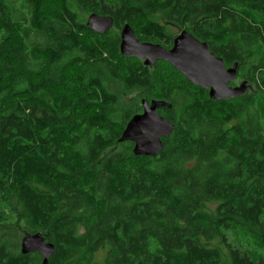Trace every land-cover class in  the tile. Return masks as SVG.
<instances>
[{
	"label": "trees",
	"instance_id": "trees-1",
	"mask_svg": "<svg viewBox=\"0 0 264 264\" xmlns=\"http://www.w3.org/2000/svg\"><path fill=\"white\" fill-rule=\"evenodd\" d=\"M125 23L166 48L184 28L259 93L213 101L164 61L169 78L130 63ZM143 99L171 105L154 157L118 142ZM38 232L48 264H264V0H0V264H41L20 252Z\"/></svg>",
	"mask_w": 264,
	"mask_h": 264
},
{
	"label": "water",
	"instance_id": "water-1",
	"mask_svg": "<svg viewBox=\"0 0 264 264\" xmlns=\"http://www.w3.org/2000/svg\"><path fill=\"white\" fill-rule=\"evenodd\" d=\"M88 30L103 35L113 27L110 16L90 13L86 19ZM119 53L125 58L134 57L148 68L157 61H164L180 72L192 85L206 90L213 101L234 99L244 95L250 87L247 80L232 85L238 74V63L226 67L223 59L208 48V44L199 40L187 30H181L173 39L171 48L158 43L141 41L128 23L119 33ZM142 111L131 117L122 131L118 142H131L132 152L136 156L154 157L163 150V138H168L174 124L158 113L159 108H170L165 100L152 99L141 101ZM22 254L38 253L41 264H48L55 252L51 242H47L41 233H25L20 242Z\"/></svg>",
	"mask_w": 264,
	"mask_h": 264
},
{
	"label": "rangeland",
	"instance_id": "rangeland-1",
	"mask_svg": "<svg viewBox=\"0 0 264 264\" xmlns=\"http://www.w3.org/2000/svg\"><path fill=\"white\" fill-rule=\"evenodd\" d=\"M137 25H139V24L135 23V26H137ZM181 29H184V28H179L177 26H172V25H168L167 26V30H168L169 33L172 34V37H175L176 35H178L180 33ZM119 33H120V30H119ZM152 43H154V42H152ZM128 60L130 61V58H128ZM138 61H140V60H138ZM130 63H131V61H130ZM130 63L129 62L125 63L126 68L129 67ZM167 64L168 63H166V65ZM156 65H157V63L154 64V66L149 68V69H153L154 68V72H160V73H162L164 75H167L168 78L170 77L168 75V74H170V70H169V68L167 66H163V68L160 69V67H157ZM168 65H170V64H168ZM175 71H177V70H175ZM245 74H246V70L245 69L238 70L237 78H236L234 84L238 85L241 81L246 79L244 77ZM246 80H248V79H246ZM248 84H249L250 87L246 90V93H248L249 95H254V94H258L259 93L258 90H257V87L250 80H248ZM216 205H217L216 202H211V203L206 204L204 206V209L206 211H208V212H213L215 207H216ZM226 233H227V238H228L229 242L231 243V245H235V246H239L240 245V246H243L244 248L252 246L251 241H250L247 233H245V231L241 227H239V226L234 227V224L230 225L229 228L226 230ZM211 245L214 246V244H211ZM152 247H154L153 244H152Z\"/></svg>",
	"mask_w": 264,
	"mask_h": 264
},
{
	"label": "flooded vegetation",
	"instance_id": "flooded-vegetation-1",
	"mask_svg": "<svg viewBox=\"0 0 264 264\" xmlns=\"http://www.w3.org/2000/svg\"><path fill=\"white\" fill-rule=\"evenodd\" d=\"M181 30H185V29H181ZM180 30V31H181ZM190 33V32H189ZM172 43H173V41H172ZM172 43L167 47V48H171V46H172ZM208 48H209V46H208ZM209 50H210V48H209ZM211 52H213L212 50H210ZM233 86H234V83L232 84Z\"/></svg>",
	"mask_w": 264,
	"mask_h": 264
}]
</instances>
